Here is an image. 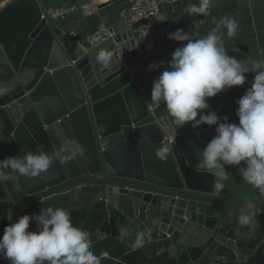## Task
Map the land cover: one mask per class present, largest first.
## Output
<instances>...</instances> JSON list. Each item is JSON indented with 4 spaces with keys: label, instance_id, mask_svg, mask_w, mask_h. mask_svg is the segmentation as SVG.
Returning <instances> with one entry per match:
<instances>
[{
    "label": "water",
    "instance_id": "95a60500",
    "mask_svg": "<svg viewBox=\"0 0 264 264\" xmlns=\"http://www.w3.org/2000/svg\"><path fill=\"white\" fill-rule=\"evenodd\" d=\"M144 23L113 35V59L105 66L86 60L83 48L41 17L37 0H9L0 8V48L14 71L10 84L0 85L7 89L0 96V159L38 149L58 156L37 177L9 173L12 179L0 182V235L24 214L48 205L68 208L71 189L81 183L103 184L156 207L160 237L185 220L215 234L216 203L240 207L253 201L264 207L263 198L220 196L211 174L194 171V148L202 150L215 127L185 123L174 131L165 107L150 102L152 83L172 52L159 48L167 35L147 42L135 32ZM160 62L163 67L148 70ZM66 141L83 149L69 161L60 155ZM165 146L171 151L162 162L156 152ZM0 264L10 261L0 257Z\"/></svg>",
    "mask_w": 264,
    "mask_h": 264
},
{
    "label": "clouds",
    "instance_id": "9594fccd",
    "mask_svg": "<svg viewBox=\"0 0 264 264\" xmlns=\"http://www.w3.org/2000/svg\"><path fill=\"white\" fill-rule=\"evenodd\" d=\"M213 3L214 0H198L189 3L184 11L187 15L207 16ZM238 28L235 17L225 16L199 38L183 29L169 32V39L186 43L174 49L166 68L154 79L150 102L165 107L174 131L185 123H191L193 128L202 124L216 126L215 135L205 147L194 148L197 157L194 171L211 174L217 193L227 179L226 165L238 166L244 181L264 193V61L251 58L245 61L228 54L224 30L227 37L233 38ZM113 55L111 50L101 49L96 60L107 66ZM158 67H163V62L150 64L148 70ZM248 73L254 75L251 86L236 101L238 123L227 122V117L218 116L215 111L205 113L209 109L208 98L232 86L244 85ZM6 92V88L0 87V96ZM82 151L80 144L66 141L60 155L69 161ZM170 151L165 146L156 156L163 162ZM57 158V154L38 149L0 159V182L11 180L9 173L37 177L47 172ZM256 215L253 201H245L237 212V222L254 230L259 223ZM31 222L36 224L34 230H29ZM128 235L126 228H120L121 240ZM146 235L138 232L132 246L142 247ZM91 249L89 232L74 225L71 211L65 206L48 205L36 214L19 216L0 235V257L10 264H101V257Z\"/></svg>",
    "mask_w": 264,
    "mask_h": 264
},
{
    "label": "crops",
    "instance_id": "0c3cea01",
    "mask_svg": "<svg viewBox=\"0 0 264 264\" xmlns=\"http://www.w3.org/2000/svg\"><path fill=\"white\" fill-rule=\"evenodd\" d=\"M7 1L0 0V8ZM37 1L40 8L50 4L73 7L66 17L50 23L85 50L89 56L86 60H96L101 49L113 50V35L129 27L121 18V11L127 9L128 0H112L111 5H100L90 13H84V6L92 0L82 6H76L80 0ZM158 1L170 32L183 29L197 38L216 27L222 17H235L239 22L235 37H227L224 30L228 54L245 61L249 58L264 61V0H214L207 16L185 13L187 5L198 0ZM100 24L108 25L112 36L99 48L90 49L86 39ZM135 32L138 33V29ZM183 43L186 41L167 38L159 48L166 47L173 52ZM253 75L247 74L244 85L232 86L208 98L209 109L204 110L205 113L215 111L218 116L227 117V122L238 123L236 101L251 86ZM13 76L14 71L0 48V85L10 84ZM212 127L216 126L202 124L196 128ZM241 207L232 206L224 216H220L215 205L218 217L215 234L214 229L185 220L179 229L160 237L156 207L130 196L109 192L103 184L81 183L73 187L68 205L74 225L89 232L91 250L101 257V264H264V208L255 207V218L259 223L253 230L238 224L237 212ZM35 228L36 224L31 223L29 230ZM120 228L128 230L129 235L124 240L119 238ZM138 232L147 234L146 243L134 248L132 245Z\"/></svg>",
    "mask_w": 264,
    "mask_h": 264
},
{
    "label": "built area",
    "instance_id": "2783aa9c",
    "mask_svg": "<svg viewBox=\"0 0 264 264\" xmlns=\"http://www.w3.org/2000/svg\"><path fill=\"white\" fill-rule=\"evenodd\" d=\"M111 5L112 0H92L89 4L84 6V13H90L100 5ZM72 6L64 4L46 5L41 8V17L47 19L49 22L66 17L72 10ZM121 18L125 24L130 26L132 23L145 20V23L138 28V35L146 41H152L167 35L170 32L169 24L166 16L159 8L158 0H128V7L121 11ZM167 22L164 26L155 28ZM112 36L110 27L106 24H100L98 28L91 33L87 39L86 44L90 49H96L102 46Z\"/></svg>",
    "mask_w": 264,
    "mask_h": 264
},
{
    "label": "trees",
    "instance_id": "16d2710c",
    "mask_svg": "<svg viewBox=\"0 0 264 264\" xmlns=\"http://www.w3.org/2000/svg\"><path fill=\"white\" fill-rule=\"evenodd\" d=\"M225 167L227 179L223 181L224 188L219 192L220 196L239 200L264 199V193H260L244 181L238 166L226 165ZM231 208L232 206L229 204L216 203L217 214L220 216H224Z\"/></svg>",
    "mask_w": 264,
    "mask_h": 264
}]
</instances>
